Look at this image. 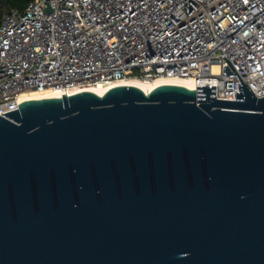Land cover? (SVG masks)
<instances>
[{"label":"water","instance_id":"obj_1","mask_svg":"<svg viewBox=\"0 0 264 264\" xmlns=\"http://www.w3.org/2000/svg\"><path fill=\"white\" fill-rule=\"evenodd\" d=\"M115 86L0 114V264H264V97Z\"/></svg>","mask_w":264,"mask_h":264},{"label":"built area","instance_id":"obj_2","mask_svg":"<svg viewBox=\"0 0 264 264\" xmlns=\"http://www.w3.org/2000/svg\"><path fill=\"white\" fill-rule=\"evenodd\" d=\"M169 77L263 98L264 0H31L0 20V114L29 92Z\"/></svg>","mask_w":264,"mask_h":264},{"label":"bare ground","instance_id":"obj_3","mask_svg":"<svg viewBox=\"0 0 264 264\" xmlns=\"http://www.w3.org/2000/svg\"><path fill=\"white\" fill-rule=\"evenodd\" d=\"M133 86L141 91H143L145 94H148L153 89L162 86V85H176V86H182L189 90H195L196 88V81L190 79V78H182V77H169V78H159L156 79L153 82L150 81H143L138 79H127L119 84H116L112 87H94V88H87L83 91L92 92L98 96H102L108 89L113 88L115 86ZM42 98H60V95L58 93L54 92H45V93H37V92H29L27 94H24L21 97V100L27 101V100H37Z\"/></svg>","mask_w":264,"mask_h":264},{"label":"trees","instance_id":"obj_4","mask_svg":"<svg viewBox=\"0 0 264 264\" xmlns=\"http://www.w3.org/2000/svg\"><path fill=\"white\" fill-rule=\"evenodd\" d=\"M31 0H0V20L10 10L23 11Z\"/></svg>","mask_w":264,"mask_h":264},{"label":"rangeland","instance_id":"obj_5","mask_svg":"<svg viewBox=\"0 0 264 264\" xmlns=\"http://www.w3.org/2000/svg\"><path fill=\"white\" fill-rule=\"evenodd\" d=\"M138 80H141V79H138ZM143 81H148V80H143ZM153 81H155V80H153ZM153 81H150V82H153ZM98 87V86H97ZM100 87H102V86H100Z\"/></svg>","mask_w":264,"mask_h":264}]
</instances>
